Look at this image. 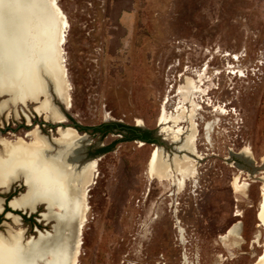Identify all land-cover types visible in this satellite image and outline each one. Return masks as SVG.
<instances>
[{"label": "rangeland", "instance_id": "1", "mask_svg": "<svg viewBox=\"0 0 264 264\" xmlns=\"http://www.w3.org/2000/svg\"><path fill=\"white\" fill-rule=\"evenodd\" d=\"M52 1L67 20L58 86L67 88L71 107L52 93L51 102L64 116L63 127L85 137L81 164L97 163L77 264H256L264 257L258 217L264 202V0H0V18L21 38L31 33L39 40L44 77L48 36L62 34ZM190 92L196 138L181 152L176 148L186 134L174 143L159 118L163 109L167 115L182 105L191 111L183 104ZM35 106L5 107L0 137L25 138L34 128L56 137ZM103 123L138 126L158 142H117L95 155L121 138L86 130ZM155 148L171 166L173 158L186 157L194 176L151 179L146 167ZM25 190L17 182L0 196L7 202ZM4 206L20 224L5 215L0 224L23 229L26 240L51 232L53 223L39 216L44 206L33 214Z\"/></svg>", "mask_w": 264, "mask_h": 264}, {"label": "bare ground", "instance_id": "2", "mask_svg": "<svg viewBox=\"0 0 264 264\" xmlns=\"http://www.w3.org/2000/svg\"><path fill=\"white\" fill-rule=\"evenodd\" d=\"M51 7L59 16L62 32V29L66 28L67 20L54 1ZM40 19L42 20V17ZM47 23L43 22L42 27L47 26ZM38 41L31 33L21 38L9 22L0 18V98L7 97L0 102V114L8 105L14 108L17 106L27 108L29 104H34L36 106L33 110L39 116H43L44 121L62 124L64 116L52 104L47 93V84L51 83L56 97L69 109L71 98L67 88L58 86L59 80L60 84L62 83L63 71L58 55L59 47L65 43L64 30L56 38L49 35L46 41L48 48L46 77L36 58ZM42 51L44 53V50ZM183 104H190L191 111L187 108L185 110L182 105L174 115H167L163 109L159 124L164 126L162 133L172 135L174 143H178L180 135L186 134L184 144L176 149L187 152L196 138V127L191 120L195 100L191 92L184 97ZM23 115L27 122H30L29 117ZM136 123L138 126L143 125L140 120ZM169 123H172L173 127L169 125L168 129L165 128ZM182 124H188L185 130L180 126ZM55 130L56 137L50 140L37 128L27 132L25 138L15 137L14 140H10L0 137V190L7 192L17 182H22L26 189L24 193L9 200V207L14 211L33 214L37 212L38 207L44 206L45 212L40 213L39 216L43 221L53 223L51 232L37 231L36 237H30L27 240L24 238L23 229L7 228L5 234L0 233V264H42L43 262L45 264H77L78 262L81 236L90 210L88 196L91 186L95 183L97 163L92 160L81 164L84 136H80L75 129L69 127L59 126ZM243 153L244 156L250 154L247 150ZM163 158L158 148L152 151L146 167L147 175L151 179L159 182L172 181L171 177L173 178L176 173L182 181H185L194 176V169L186 157L173 158L172 166L169 159H166L167 163H164ZM169 166L172 168L169 169ZM178 186L182 187V182ZM1 209L0 200V211ZM9 216L14 225L20 224V218L17 215L11 213ZM258 217L264 222L263 205ZM73 234L75 239L71 243L70 237L72 238ZM236 239L237 232L232 241ZM46 258L51 259L47 261ZM69 258H71L70 262ZM263 258L261 256L256 264H264L261 260Z\"/></svg>", "mask_w": 264, "mask_h": 264}, {"label": "trees", "instance_id": "3", "mask_svg": "<svg viewBox=\"0 0 264 264\" xmlns=\"http://www.w3.org/2000/svg\"><path fill=\"white\" fill-rule=\"evenodd\" d=\"M75 128H79V127L75 126ZM86 130H91L93 133H98L101 138L113 132L121 135L120 139L114 140L110 145L97 149L95 151V155L109 152L117 142L139 140L143 142L145 145H153L158 142V140L153 136V133L148 130H143L138 127L126 126L118 123L117 124L103 123L99 126H96L91 129L89 128ZM6 211H10V210L8 209Z\"/></svg>", "mask_w": 264, "mask_h": 264}, {"label": "flooded vegetation", "instance_id": "4", "mask_svg": "<svg viewBox=\"0 0 264 264\" xmlns=\"http://www.w3.org/2000/svg\"><path fill=\"white\" fill-rule=\"evenodd\" d=\"M12 187L13 186H11L10 187V189L7 191V192H2L1 190H0V195H5V194H8L11 190H12ZM14 197V196H13ZM5 199H7V197H5ZM11 199H13V198H11ZM0 200H1V207H2V209H1V211H0V219H1V215H5L6 214V216H5V219L6 220H8V221H10V223L11 224H13L12 223V221H11V219H9V215L11 214V212L10 211H8V213H7V211H6V208H5V206H4V199L0 196ZM10 200V199H9ZM9 200H8V203H9ZM6 205H7V203H6ZM8 207H9V205H7ZM10 208V207H9ZM39 208V207H38ZM37 208V209H38ZM11 209V208H10ZM21 212V211H20ZM25 214H27V213H25ZM42 220V219H41ZM43 221V220H42ZM11 224H8L7 222H1V224H0V226L1 227H4L3 228V231H0V233H2V234H5L6 233V231L8 230L7 228H12V226H11Z\"/></svg>", "mask_w": 264, "mask_h": 264}, {"label": "water", "instance_id": "5", "mask_svg": "<svg viewBox=\"0 0 264 264\" xmlns=\"http://www.w3.org/2000/svg\"><path fill=\"white\" fill-rule=\"evenodd\" d=\"M47 93H48V95H49V97H50V100H51V98H52V96H51V93L54 95V96H56V92H55V90L54 89H52V85H51V83H49V84H47ZM58 110V109H57ZM44 121V120H43ZM45 122V121H44ZM46 124H48V125H50L51 127H54L55 129H57L59 126L60 127H63V124H61V123H57V124H53V123H49V122H45ZM138 127V126H137ZM239 157L240 158H242L240 155H239ZM242 160H244L243 158H242ZM244 161H246V160H244ZM7 203V205H8V201L7 202H5V199H4V205ZM11 211H14V210H12L11 209ZM7 213H8V211H7ZM30 214V213H29ZM5 216H6V214H5ZM19 218H20V216L19 215H17ZM230 230V229H229ZM229 230H227V232H226V235H227V233L229 232Z\"/></svg>", "mask_w": 264, "mask_h": 264}, {"label": "crops", "instance_id": "6", "mask_svg": "<svg viewBox=\"0 0 264 264\" xmlns=\"http://www.w3.org/2000/svg\"><path fill=\"white\" fill-rule=\"evenodd\" d=\"M263 206H264V202H263V204H262ZM261 205V206H262ZM259 221L262 223V225L264 226V222L260 219V217H259Z\"/></svg>", "mask_w": 264, "mask_h": 264}]
</instances>
